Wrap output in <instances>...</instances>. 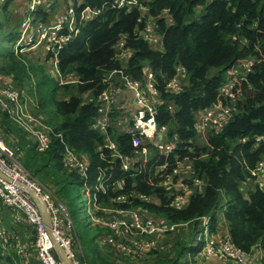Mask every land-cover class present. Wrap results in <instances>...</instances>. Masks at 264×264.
<instances>
[{
  "label": "trees",
  "instance_id": "1",
  "mask_svg": "<svg viewBox=\"0 0 264 264\" xmlns=\"http://www.w3.org/2000/svg\"><path fill=\"white\" fill-rule=\"evenodd\" d=\"M13 1L5 0L4 7L7 9ZM86 1L92 6L101 7L106 0ZM138 2L148 8L143 12L141 23L137 21L141 14L139 8L133 7L125 12L105 6L97 18L82 26L76 38L59 50L57 59L62 83L50 76L42 65L34 64L27 54H15L10 49L4 52V66H0V72L12 74L18 86H21L17 88H27L37 109L45 116L43 120L52 128L53 135L48 149L39 153L32 140L18 126L1 120L2 116L7 118V114L0 111L2 133L7 138L16 139L15 144L19 146H9L14 147L16 152L24 149L34 170L44 173L42 178L50 175L55 179L56 187L52 193L59 200L66 198L71 202V186L82 185L83 180L62 162L63 143L55 133H61L63 140L88 161L89 185L94 184L98 167L106 168V172H109L108 163L97 152L101 138L90 129L96 108L93 103L84 102L81 93L89 90L97 96L104 90L106 85L100 77L121 66L113 58L112 44L121 34H125L133 48L125 71L131 77L140 79L142 65L148 63L151 66L160 84L163 102L158 121L171 125L179 134L180 142L175 153L169 156L170 162H175V155L178 159L188 156L195 173L207 182L204 190L193 195L186 207L176 209L170 205L171 197L164 188L147 182L146 172L124 179L125 192L135 189L151 195L152 200L135 198L132 204L119 205H139L157 218L188 221L193 227L189 235H181L183 232L172 235L165 241L164 248L151 251L150 258L147 259L148 256L141 263L149 260L150 264H191L189 260L180 262L189 252L188 256L200 253L199 246H192L193 237L199 227L198 218L210 213H213L211 232L217 233L218 221L223 219L228 224L234 245L248 252L258 245L264 252V191L258 186L251 190L243 186L245 179L250 177V170L264 154V142L256 145L254 141L256 136L264 134V60L258 62L249 73L243 95L236 102V110L223 130L219 134L210 133L208 144L202 145L197 142L194 132L195 115L215 100L224 69L240 58L264 55V0ZM22 10L23 14L25 8ZM148 14L152 16L156 31L162 38L161 48L136 38L135 32L148 22ZM0 23L3 25V22ZM12 35L4 34L3 39H11ZM178 67H184L187 74L180 91L170 93L164 89L163 80L172 77ZM68 77L72 80L68 81ZM170 103H173L174 110L168 109ZM118 142L122 151H130L127 136H120ZM112 171L110 183L120 177L117 165ZM115 195L109 186L107 195L99 193L100 204H112L110 198ZM70 211L79 223L77 233L79 231L86 236V226L82 225L78 204ZM92 249L94 263L114 264L102 253L100 259L97 250ZM7 260L9 264H17L10 257Z\"/></svg>",
  "mask_w": 264,
  "mask_h": 264
},
{
  "label": "built area",
  "instance_id": "2",
  "mask_svg": "<svg viewBox=\"0 0 264 264\" xmlns=\"http://www.w3.org/2000/svg\"><path fill=\"white\" fill-rule=\"evenodd\" d=\"M25 1V10L17 32L16 51H21L23 47L44 44L47 55L53 58L57 70L59 50L74 40L80 28L97 18L105 10V6L123 9L125 12L133 7L139 8L141 11L137 19L139 23L143 21L142 10H148L138 0H106L101 7L92 6L86 0H81L79 4L71 2L63 12L56 14L57 4L54 0ZM40 10L46 13L45 20L38 14ZM135 34L136 38H142L151 45H155L156 42L162 43V38L156 31V23L149 14L148 22ZM112 49L113 58L121 66L104 73L100 77L101 82L106 85L104 90L97 96H94L92 91L85 92L91 96L84 100L93 103L96 108L90 129L101 138L97 152L99 157L108 163L110 171L106 172V168L98 167L99 173L94 184L89 185L87 180L90 166L86 158L71 148L63 140L61 133H55V136L63 143L62 162L69 171L77 173L83 180L90 221L101 229V249L102 247L108 249V254L122 263L124 258L133 261L153 250L164 248L165 241L172 235L185 232L189 227L188 221L174 222L165 217L157 218L139 205H119L132 204L135 198L142 201L152 200L151 195L135 189L125 192V178H133L146 172L147 182L152 186L164 188L171 197L170 205L176 209L186 207L193 195L204 190L207 182L195 173L188 156L178 159L175 155V162L169 160V156L175 153L180 138L175 128L172 129L171 125L158 121L163 102L160 84L151 66L148 63L142 65L140 79L131 77L125 71L126 63L133 51L125 34H121L115 40ZM261 60H264V55L248 56L236 60L224 69L223 80L215 100L197 111L195 115L194 132L200 145L208 144V135L219 134L231 120L236 110V102L242 97L245 84H248L249 73ZM186 74L184 67H178L172 77L163 80L164 89L170 93L179 92ZM124 92H130V96L121 97ZM23 95V89L9 84L0 86V110L6 113L16 126L23 129L34 143L37 152L44 153L51 143L52 128L37 114L23 110ZM168 109L174 110L173 103L168 105ZM120 136H127L129 139L128 153L122 151L118 142ZM254 141L256 145L264 142V134L256 136ZM13 154L11 148L4 144L0 137V171L39 192L46 203L56 240L69 259L78 264L73 259L71 249L69 234L75 230L69 209L51 190L45 187L43 189L37 179L21 168L13 160ZM116 165L120 177L110 183L112 170ZM250 178L255 184L254 187L258 186L264 191V154L250 170ZM109 186L116 195L110 198L112 204L101 205L98 195L101 192L107 195ZM0 202L19 212L28 225L34 228V247L39 264H64L54 252V245L34 199L26 191L0 178ZM212 217L213 213H210L198 218L200 223L194 234L192 246H199L200 253L214 257L224 264H248L252 260L251 251L234 245L229 235L211 232ZM9 239L7 232L0 228V248L5 249L10 242ZM14 252L21 258L23 264H30L27 249L19 246ZM0 264H6L4 258H0Z\"/></svg>",
  "mask_w": 264,
  "mask_h": 264
},
{
  "label": "crops",
  "instance_id": "3",
  "mask_svg": "<svg viewBox=\"0 0 264 264\" xmlns=\"http://www.w3.org/2000/svg\"><path fill=\"white\" fill-rule=\"evenodd\" d=\"M55 3L57 4V7L55 9V13H61L64 11V9L71 3V2H76L77 4L81 3V0H54ZM1 2V1H0ZM24 3V4H23ZM2 4V7H1ZM26 1L25 0H14L12 3H10L7 7V10L10 11L8 14L9 15V21L6 22L5 25H3V31L4 34L12 33L15 37L13 43H12V50L15 54L17 53H24L27 54V57L34 63V64H40L44 68V70L52 77L56 78L59 80L61 83L63 82V78L60 74L59 68L58 70L54 66V60L52 57H49L47 54V48L44 44L37 45L35 47H23L24 49L17 50L15 48V44L18 39V29H19V23L22 19V8H25ZM4 6V1L3 3H0V8L3 9ZM146 10H142V12H145ZM7 14V15H8ZM38 14H41L43 16V19L45 20V12L40 10ZM1 23H0V28H1ZM1 32V31H0ZM1 35V34H0ZM2 40V41H1ZM11 39H0L1 42H9ZM155 48H161L162 43L156 42L154 45ZM20 48V47H19ZM18 48V49H19ZM0 52V56H1ZM49 57L48 59L46 57ZM49 66V69L47 70L46 67ZM51 72V73H49ZM4 74V73H3ZM5 78H10L9 75L4 74ZM4 76L0 72V86L4 85L3 84V79ZM69 80H72L71 78H67ZM7 84V83H5ZM28 93L27 88L24 89V95H23V110L26 112H32L36 113L37 116L40 118L44 119L45 116L40 112L39 109L34 105V101L32 100V96ZM130 96V92H124V94L121 95ZM30 96V97H29ZM1 111V110H0ZM1 113V112H0ZM3 113V112H2ZM0 114V118H1ZM1 123V122H0ZM0 137L4 140L5 144L7 146L13 145L16 148L19 146L15 144L16 139L12 140L10 137L7 138L2 133V130L0 129ZM30 139V138H29ZM31 140V139H30ZM11 145V146H12ZM10 147V146H9ZM245 182V181H244ZM243 182V186H244ZM56 197V196H55ZM0 228L5 230L7 234L10 237V242L9 244L5 247V249L0 248V258H4L6 253L11 251L15 254V248L16 247H23L29 251V258L28 261L30 264H39L36 256V251L34 247V239H35V231L32 226H29L25 218L17 211H15L13 208H10L8 206H4L0 202ZM193 227L189 225L188 230L183 232L181 235H189L193 232ZM196 233V232H195ZM217 233L218 234H225L229 235V228L228 224L225 220L219 219L218 224H217ZM194 239V237H193ZM16 255V254H15ZM17 256V255H16ZM198 260L194 261L193 264H220L218 260L214 257L206 256L202 253H197ZM190 256H188L189 258ZM7 258V257H6ZM20 259V258H19ZM251 261L248 264H264V252L262 249L258 246L255 245L252 247L251 250ZM5 263L9 264L7 259H5ZM189 261L191 260L188 259ZM182 263V262H180ZM192 264V263H191Z\"/></svg>",
  "mask_w": 264,
  "mask_h": 264
},
{
  "label": "rangeland",
  "instance_id": "4",
  "mask_svg": "<svg viewBox=\"0 0 264 264\" xmlns=\"http://www.w3.org/2000/svg\"><path fill=\"white\" fill-rule=\"evenodd\" d=\"M1 7H2V4H1ZM9 12L10 11H8L6 9V7H4V6H3V9L0 8V22H3V25L6 24L7 17L9 19V15H10V14H8ZM3 25L0 28L1 29L0 39L4 38ZM14 39H15V37L13 36L9 42H1L0 43V52H1V54L6 52L10 48L12 49L11 46H12V43H13ZM0 66H4V61L2 59V55L0 56ZM46 68L48 70L49 66L46 67ZM49 73H51V72H49ZM1 74L4 76L3 73H1ZM9 76H10V78H5V76H4V79H3V84L4 85H5V83H7V84L12 85L13 87H16V88L17 87H21V86H18V83L13 78L12 74H10ZM68 81H71V80H68ZM26 86H28V85H26ZM88 91H85V92H88ZM85 92L81 93V96H82L83 100H85V99L88 100L90 98L91 94L86 95ZM32 100L34 101L33 97H32ZM34 105L37 107L35 101H34ZM1 120H4L5 122H8L9 125H10V123H12L13 125L15 124L8 116H7V118L5 116H2ZM17 128L20 129L22 132H24L23 129H21L20 127H17ZM3 142H4V140H3ZM4 144H5V142H4ZM10 148L14 152V154L12 155L13 160L19 166H21V168H23L27 173H29L35 179H37L41 183L42 188L45 187L46 189H49L52 192L55 190V187H56L55 186V179L53 177H51L50 175H46L44 178H42L44 173L43 172L38 173L37 171L34 170V166L31 164V162L29 160H27V157H26V155L24 153V149L20 150V151L17 150V152H16L14 147L13 148L10 147ZM254 185L255 184H254V182L252 181V179L250 177H247L245 179L244 186H245V188L247 190L253 189ZM70 199H71V202L68 199H66V198H63L62 201L66 204V206L69 209V211L78 204V209H79V211L81 212V215H82V218H81L82 225L86 226V236H82L79 231L77 233V229H78V224L79 223L73 216H71L75 231L71 232L69 234V236H70V239H71V249H72V252H73V259L78 264H100L99 262H95L94 263V258H93L94 255H93V249L92 248L97 250V253H98V256H99L100 259H101V253H102L104 256L109 258L110 261H113L114 264H128V263L143 264L141 262L143 260H145V258H147L151 254V253H147L143 257L135 259L133 261H127L126 258H124L121 261L122 263L117 262L115 257H113V255L111 256V255L108 254V252H109L108 249H106L104 247H102V249H101V247H100V245H101V229L98 226L92 224V222L90 221V215H89V212H88V209H87V200L88 199H87V195L85 193L84 186L83 185H78V184H73L71 186V189H70ZM190 249L191 248L188 249V252L190 251ZM6 257L7 258L10 257L11 259L14 260V262H17V264H23L22 263L23 261H21V258L19 259V257L16 256L11 251L6 253L4 258L7 259ZM149 258H150V256L147 259H149ZM190 258H191L190 261H191L192 264H193L194 261H197L199 259L198 256H190L188 258V255L186 254L181 259V262H184V261H186V260H188ZM150 263H151V261H149V260L147 262H145V264H150Z\"/></svg>",
  "mask_w": 264,
  "mask_h": 264
},
{
  "label": "water",
  "instance_id": "5",
  "mask_svg": "<svg viewBox=\"0 0 264 264\" xmlns=\"http://www.w3.org/2000/svg\"><path fill=\"white\" fill-rule=\"evenodd\" d=\"M0 178L12 183L14 186H16L17 188L26 191L35 201L38 210L40 212V215L42 217V221L46 227V231L48 233V236L51 240V242L54 245V251L56 253V255L58 256V258L64 263V264H74L69 257L67 256V254L65 253L64 249L62 248L61 244L56 240V237L54 235L53 229H52V224H51V219H50V215L46 206V203L43 201L41 195L39 194V192H37L35 189H33L32 187H30L29 185H24L22 183H20L17 180H14L8 176H6L3 172L0 171Z\"/></svg>",
  "mask_w": 264,
  "mask_h": 264
},
{
  "label": "clouds",
  "instance_id": "6",
  "mask_svg": "<svg viewBox=\"0 0 264 264\" xmlns=\"http://www.w3.org/2000/svg\"><path fill=\"white\" fill-rule=\"evenodd\" d=\"M82 216V215H81ZM55 252V251H54ZM58 257V256H57Z\"/></svg>",
  "mask_w": 264,
  "mask_h": 264
}]
</instances>
